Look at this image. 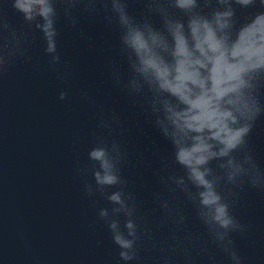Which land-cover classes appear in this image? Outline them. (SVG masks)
Segmentation results:
<instances>
[{"label":"clouds","instance_id":"clouds-1","mask_svg":"<svg viewBox=\"0 0 264 264\" xmlns=\"http://www.w3.org/2000/svg\"><path fill=\"white\" fill-rule=\"evenodd\" d=\"M6 2L18 22L0 8V82L20 64H31L38 39L49 67L64 80L58 68V23L63 19L75 29L80 14L99 18L117 32L126 64L122 71L110 62L113 85L139 104L172 148L170 159L163 157L155 173L161 190L152 197L163 215L152 221L123 175L128 153L115 134L122 124L119 115H105L102 106L91 101L98 122L91 132L88 163L78 172L91 177L92 182L84 184L86 195H98L110 205L100 207L98 217L115 246L117 264H141L146 244L157 254L155 264H197V258L204 264H246L236 238L247 233L248 225L237 218L235 207L245 187L264 192V167L249 144L256 121L264 117V40H257L258 51L250 59L234 57L232 50L238 32L244 30L237 29V6L264 8V0H141L140 13L131 10V0ZM256 20H264V12L251 23ZM181 46L184 56L177 55ZM220 57L242 63L229 91L218 96L209 91L211 82L202 65L210 67ZM178 61L192 73L180 92L174 88ZM199 96L211 98L217 113L211 124L184 119L187 98ZM58 98L68 100L69 92L61 90ZM178 201L191 205L206 238L189 230L188 216ZM165 223L171 231L161 240L152 224Z\"/></svg>","mask_w":264,"mask_h":264}]
</instances>
